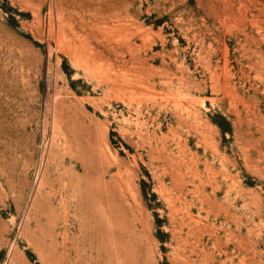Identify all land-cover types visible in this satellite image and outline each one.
<instances>
[{"label": "rangeland", "instance_id": "1", "mask_svg": "<svg viewBox=\"0 0 264 264\" xmlns=\"http://www.w3.org/2000/svg\"><path fill=\"white\" fill-rule=\"evenodd\" d=\"M0 264H264V0H0Z\"/></svg>", "mask_w": 264, "mask_h": 264}]
</instances>
